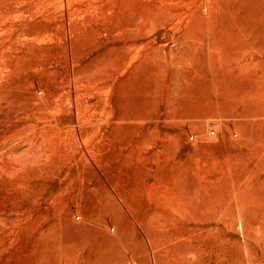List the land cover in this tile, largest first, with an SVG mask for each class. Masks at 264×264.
Returning <instances> with one entry per match:
<instances>
[{
  "label": "rangeland",
  "instance_id": "374dc122",
  "mask_svg": "<svg viewBox=\"0 0 264 264\" xmlns=\"http://www.w3.org/2000/svg\"><path fill=\"white\" fill-rule=\"evenodd\" d=\"M263 17L0 0V264H264Z\"/></svg>",
  "mask_w": 264,
  "mask_h": 264
},
{
  "label": "bare ground",
  "instance_id": "6f19581e",
  "mask_svg": "<svg viewBox=\"0 0 264 264\" xmlns=\"http://www.w3.org/2000/svg\"><path fill=\"white\" fill-rule=\"evenodd\" d=\"M252 2V1H251ZM257 4V3H256ZM256 4L255 5H253V7H256ZM245 5H247V2L245 3ZM250 5H251V3H250ZM249 5H247V7H248ZM252 9V8H251ZM257 9V8H256ZM255 10V9H254ZM244 17V16H243ZM264 18V17H263ZM247 20H250V19H247ZM251 21V20H250ZM261 21H263V20H261ZM243 23V22H242ZM247 23V22H246ZM251 23V22H250ZM260 23V22H259ZM243 26V25H242ZM250 26V25H249ZM252 29V28H251ZM258 29H261V27L260 28H258ZM233 30V29H232ZM242 30V29H241ZM166 33H168V32H166ZM245 33V32H244ZM247 33V32H246ZM234 34V33H233ZM256 34V33H255ZM169 35V34H168ZM205 35H206V33H205ZM238 35V34H237ZM242 35V34H241ZM249 37V36H248ZM247 37V38H248ZM238 38V37H237ZM244 38H246V37H244ZM251 38H252V36H251ZM250 39V38H249ZM246 40V39H245ZM248 40V39H247ZM246 40V41H247ZM238 41V40H237ZM208 47V46H207ZM245 47H246V45H245ZM237 49V48H236ZM250 49V48H249ZM238 50V49H237ZM241 50V49H240ZM252 52V51H251ZM235 58V57H234ZM232 61V60H231ZM238 62V61H237ZM240 62H241V60H240ZM227 63V62H226ZM226 63H225V65H226ZM224 65V66H225ZM238 72V71H237ZM231 73V72H230ZM234 75V74H233ZM188 76V75H187ZM207 76V75H206ZM235 76V75H234ZM208 79V78H207ZM248 95V94H247ZM249 96V95H248ZM249 98V97H248ZM243 111H245L246 113H248V114H250L251 112V116H255L256 114H264V105H261V106H255L252 110H251V108L249 107V106H247L246 108H244V110ZM249 111H250V113H249ZM244 115V114H243ZM247 116V115H246ZM245 117V116H244ZM249 117V116H248ZM250 119V118H249ZM254 119V118H253ZM252 119V120H253ZM249 121V120H248ZM251 121V120H250ZM255 121V120H254ZM262 122V121H261ZM252 123H255V122H253L252 121ZM58 124V123H57ZM70 127V126H69ZM219 245V244H218ZM251 247V246H250ZM218 250V249H217ZM91 251V250H90ZM73 262V261H72ZM75 262V261H74Z\"/></svg>",
  "mask_w": 264,
  "mask_h": 264
},
{
  "label": "built area",
  "instance_id": "2783aa9c",
  "mask_svg": "<svg viewBox=\"0 0 264 264\" xmlns=\"http://www.w3.org/2000/svg\"><path fill=\"white\" fill-rule=\"evenodd\" d=\"M210 133L213 134V133H214V129H211V130H210Z\"/></svg>",
  "mask_w": 264,
  "mask_h": 264
},
{
  "label": "water",
  "instance_id": "95a60500",
  "mask_svg": "<svg viewBox=\"0 0 264 264\" xmlns=\"http://www.w3.org/2000/svg\"><path fill=\"white\" fill-rule=\"evenodd\" d=\"M166 34V36H168V33H165Z\"/></svg>",
  "mask_w": 264,
  "mask_h": 264
}]
</instances>
